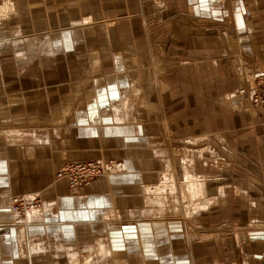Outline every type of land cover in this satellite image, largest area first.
<instances>
[{"label": "crops", "instance_id": "crops-1", "mask_svg": "<svg viewBox=\"0 0 264 264\" xmlns=\"http://www.w3.org/2000/svg\"><path fill=\"white\" fill-rule=\"evenodd\" d=\"M15 1L19 15L0 20V221L12 218L9 200L29 193L40 194L47 210L35 214L32 227L0 225V264L50 263L52 253L27 256L25 245L56 240L77 247L107 232H137L130 224L144 211L142 192L162 166L159 159L141 156L143 147L133 141L135 128L90 121L116 94L112 86L126 77L147 82L145 62L153 51L163 58L165 71L170 67L175 72L178 64H204L221 75L224 89L244 86L247 77L264 68V0H165L167 8L157 14L153 0ZM63 13L77 20L91 16L93 25L40 34L55 28ZM105 17L121 19L107 27ZM135 57L141 62L129 67ZM139 98L146 104L143 95ZM24 115L29 124L23 123ZM53 117L62 127L47 132L40 121ZM103 118L109 120L107 114ZM22 125L36 127L26 130ZM15 131L11 137L18 143L5 140L7 132ZM100 157L124 159L127 171L98 178L73 196L67 182L55 178L65 160ZM162 227L157 234L166 231ZM140 229L144 232L143 225ZM180 239L170 251L173 264L213 263L210 248L202 258V247L191 250ZM254 243V262L264 264V239ZM139 244L141 248L144 239ZM153 254L152 248H144L145 256ZM159 254L166 258L167 252ZM124 259L117 260L139 261Z\"/></svg>", "mask_w": 264, "mask_h": 264}, {"label": "rangeland", "instance_id": "rangeland-1", "mask_svg": "<svg viewBox=\"0 0 264 264\" xmlns=\"http://www.w3.org/2000/svg\"><path fill=\"white\" fill-rule=\"evenodd\" d=\"M0 7L2 12L0 20L10 21L14 15H19L15 0H3ZM166 8L165 0H153L152 9L155 14ZM58 19L55 28L49 26L48 31L40 34L46 32L51 36L61 32L63 28L74 30L77 27L91 26L94 22L91 16L79 20L69 19L67 13H63ZM120 19L105 17L103 22L108 27ZM7 24L9 25L8 22ZM145 27L149 28L148 25ZM153 52L155 54H150L145 62L148 66V81L142 84L138 78H127L124 74L126 80L120 85L116 82L110 90L114 91L116 94L113 96L117 97L109 96L110 99L97 109L98 115L90 119L91 122L98 124L110 122L111 125L135 128L137 139L133 141H136L135 145L143 147L141 156L148 154L162 163L157 179L145 186V189L146 187L153 189L142 192L144 211L133 219V224H130L137 232L116 230V233L107 232L97 237L101 238L102 244L111 251L110 255L101 260L98 258L102 255L98 252V246H95L97 241L92 248L88 246L94 240L89 245L87 243L84 246L70 248L74 250L73 252H79V258L83 259L81 264H173L171 258L169 259L170 251H173L176 245L173 242L180 236L182 238L180 241H184L191 250L194 245L202 247L204 251L201 253L202 258L205 257L206 248H210L208 250L213 252L211 259L213 263L210 261L207 264H257L254 262V241L264 239V86L258 85L261 78L264 81V68L256 75L251 74L247 77L244 86L234 90L224 89L221 86V75H214L207 65L178 64L175 72L170 67L165 71L163 58L159 57L156 51ZM137 62H141V57L132 58L129 67L137 68ZM178 73L180 76L174 79ZM115 75L118 77L120 72ZM118 79H121V76ZM243 92L244 96L236 98ZM141 95L145 98L144 105L139 103ZM126 100L128 101L125 104L123 101ZM25 107H29L28 102ZM103 114H107L109 120H105ZM6 115L11 116L9 111H6ZM27 121L28 118L24 119L23 123L29 124ZM54 121L60 122L53 117L47 122L41 120L40 125L46 128L47 132L53 133L62 127L56 125ZM27 126L22 125L20 128L26 127V130H29L36 127ZM16 132L18 131L7 132L6 140L18 143L20 141L18 138H9L16 136ZM36 139L38 140L37 136L34 141ZM94 160L102 161L106 170L113 172L109 176L126 172L128 168V164L122 158L100 157ZM108 161L113 162L110 164ZM167 177L176 182L174 192L168 187L162 192L161 188ZM189 178L201 181L204 189V195L197 198V202H201L202 206L191 212L192 214H187L185 210L188 202L191 206L192 199L188 198L184 188ZM80 189H69L68 194L76 195ZM160 191L159 195L166 200L165 206L161 209L152 198L155 195L153 193ZM32 195L39 202L35 207H31L30 211L36 214V210L37 213L40 212L39 215L44 214L47 205L43 198L40 194ZM12 199L7 204L10 211ZM197 199L193 197L192 200ZM24 216L20 213L16 221L13 216L10 220H1L0 225L24 227L26 223ZM141 225L144 226V232L140 229ZM161 226L165 227L166 231L157 234V228ZM173 236L177 239H173L172 242ZM187 236L194 237V240L191 242L185 240ZM142 239L144 244L138 248ZM132 242L137 248L132 247ZM32 245L35 247L39 243ZM157 245L161 246V249ZM145 247L152 248L154 254L145 256ZM161 251L167 252L166 258L159 254ZM124 256L139 261L126 263L117 260L124 259ZM49 259L50 263L37 264H68L69 255L63 251L52 252ZM154 259L156 261H153Z\"/></svg>", "mask_w": 264, "mask_h": 264}, {"label": "bare ground", "instance_id": "bare-ground-1", "mask_svg": "<svg viewBox=\"0 0 264 264\" xmlns=\"http://www.w3.org/2000/svg\"><path fill=\"white\" fill-rule=\"evenodd\" d=\"M1 8V7H0ZM1 11V10H0ZM4 12V11H3ZM2 12H0V14H1ZM69 28H63L62 29V31H64V30H68ZM137 81V80H136ZM130 84H131V82H130ZM132 84H134V82L132 83ZM134 86V85H133ZM136 87V86H135ZM133 91H135V90H133ZM130 92V91H129ZM136 92H138V91H136ZM137 94V93H136ZM136 94H134V95H136ZM241 95H243L244 96V92L243 93H241ZM127 101L128 100H126V102L125 101H123L125 104L127 103ZM124 104V105H125ZM128 105V104H127ZM251 107V106H250ZM116 111H119L118 109H116ZM257 111V110H256ZM126 113V112H125ZM128 115V114H127ZM9 138H12V137H9ZM6 140V139H5ZM68 161H70V160H67V161H64L63 163H62V165L60 166V168L57 170V172L55 173V178L57 179V180H65V182H67V184H68V188L70 187L69 186V182L67 181V179L66 178H64V177H59V176H56L59 172H60V169H61V167L65 164V162H68ZM86 161V160H85ZM72 162H78V161H72ZM110 164H112V162L113 161H108ZM101 163H102V161H101ZM103 164V163H102ZM106 165V164H105ZM117 165V164H116ZM123 167H124V165H122ZM190 169V168H189ZM188 171V170H187ZM186 171V172H187ZM189 172V171H188ZM113 172H111L110 170H106V172H105V175L104 176H101V177H108L110 174H112ZM190 173V172H189ZM171 174H173V173H171ZM186 174V173H185ZM168 175V174H167ZM195 175V174H194ZM62 176V175H61ZM172 176V175H171ZM101 177H99V178H101ZM189 177H193V176H189ZM187 178V177H186ZM98 179V178H97ZM162 180V179H161ZM169 182H171L170 183V185H168V183ZM184 182V181H183ZM92 183V182H91ZM176 183V182H175ZM175 183H174V180L173 179H170V178H168L167 177V180H165L164 181V184L162 185V192H164V190L168 187V188H170L171 189V191L172 192H174V190L176 189V186H175ZM80 188V187H79ZM150 188H152V187H146V189L144 188V190H147V191H149V190H151ZM184 188H186V191H187V194H188V198H192L193 199V197H195L196 199L198 198V197H201V196H203L204 195V189H203V187H202V184H201V181L199 182V180H197V179H190L189 178V180H188V182L186 183V186L184 187ZM70 189V188H69ZM153 189V188H152ZM161 193V191L160 192H155V193H153V194H155L152 198H154L153 200L155 201V202H157L158 204H159V206H160V208L159 209H161V207H164L165 206V203H166V200L165 199H163L159 194ZM178 194V193H177ZM180 194V193H179ZM32 195V194H31ZM32 196H34V195H32ZM179 196V195H178ZM177 196V197H178ZM150 197V196H149ZM184 197V196H183ZM185 198V197H184ZM202 198H204V197H202ZM150 199V198H149ZM170 199V198H169ZM191 199V206L189 205V202H188V206L185 208V210H186V212H187V214H192L193 213V211L195 212V210H198V209H200V207L202 206V203L201 202H197L198 201V199L196 200V201H194V200H192ZM151 200V199H150ZM149 200V201H150ZM153 200H152V202H153ZM171 200H173V198L171 199ZM176 200V199H175ZM45 202V201H44ZM151 202V203H152ZM46 203V202H45ZM156 203V204H157ZM210 203V202H209ZM154 204V203H153ZM158 206V207H159ZM174 206V205H173ZM172 206V207H173ZM181 206V205H180ZM149 208V207H148ZM157 209V208H156ZM208 209V208H207ZM182 210V209H181ZM202 210V209H201ZM7 211V210H6ZM149 211V210H148ZM164 211V210H163ZM168 211H169V209H168ZM157 212H158V209H157ZM192 212V213H191ZM196 212H198V211H196ZM35 213H37L36 212V210H35ZM161 214H162V210H161ZM9 215H12L13 216V218H14V221H16V218H17V214H15L14 212H9ZM34 216H35V214L33 213V212H31V211H28V212H26V214H25V216H24V220H26L25 222V226H29L30 224H33L34 223ZM187 217V216H186ZM4 219V218H3ZM23 220V219H22ZM46 222V221H45ZM15 223V222H14ZM42 224V223H41ZM29 227H32V225L31 226H29ZM28 227V228H29ZM34 227V226H33ZM16 228V227H15ZM113 228V227H112ZM111 230H113V229H111ZM111 232H113V233H116L115 231H111ZM124 233V232H123ZM188 240L189 242H191L192 240H194V237H186L185 238V240ZM96 241H97V243H96ZM187 241V242H188ZM102 240H101V238H96L94 241H93V243L92 244H88L89 246H88V248L90 247V248H92V247H94V245H95V243H96V245L95 246H98V252L102 255V257H99L98 259H105L108 255H110L111 254V251H109V250H107V247H105L103 244H102ZM43 243H44V241H43ZM43 243H39V245H36L35 247L31 244V243H27L26 245H25V254L28 256H33L35 253H39L40 252V254H46V253H60V252H64V254H65V252L69 255V262H68V264H81L82 263V260L83 259H80L79 258V256H78V254H79V252L77 253V252H73L74 250H72L70 247H64V246H62V245H60L56 240H54V241H52V242H50V243H46V244H43ZM60 246V247H59ZM81 246V245H80ZM20 247V246H19ZM35 249V250H34ZM64 249H67V250H64ZM100 249V250H99ZM90 259V258H89ZM84 260H86V259H84ZM88 260V259H87ZM89 261V260H88ZM89 263V262H88Z\"/></svg>", "mask_w": 264, "mask_h": 264}, {"label": "built area", "instance_id": "built-area-1", "mask_svg": "<svg viewBox=\"0 0 264 264\" xmlns=\"http://www.w3.org/2000/svg\"><path fill=\"white\" fill-rule=\"evenodd\" d=\"M258 85L264 86L262 78L258 81ZM105 172L106 168L99 160L78 162L68 161L65 162L56 176L66 178L69 182V188L75 190L79 189V187L90 184L101 176H104ZM38 202L39 200L31 194L15 197L11 201V212H14L17 215L20 213L25 215L26 212L30 211L31 207L38 205Z\"/></svg>", "mask_w": 264, "mask_h": 264}]
</instances>
